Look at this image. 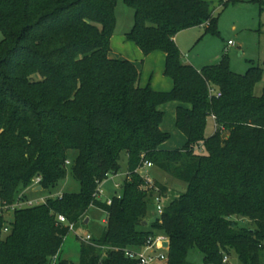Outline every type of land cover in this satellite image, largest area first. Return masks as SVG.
I'll return each mask as SVG.
<instances>
[{"label":"trees","instance_id":"obj_1","mask_svg":"<svg viewBox=\"0 0 264 264\" xmlns=\"http://www.w3.org/2000/svg\"><path fill=\"white\" fill-rule=\"evenodd\" d=\"M125 1L135 17L126 39L145 57L165 54L172 89L141 86L135 62L110 57L118 0H0V204L31 198L36 177L42 190L68 176L81 184L14 210L11 221L0 214V264H53L55 257L74 264L62 247L69 224L91 206L106 212V227L101 238L81 242L80 264H139L125 250L141 249L158 232L170 241L166 264H195L192 249L203 264H224L232 252L241 264H264V87L255 91L264 63L245 73L233 71L226 55L200 69L184 63L179 32L206 26L217 33L206 0ZM210 85L221 96H211ZM174 101L186 142L164 149L170 134L159 107ZM212 116L217 128L206 137ZM124 153L127 178L108 204L94 194L121 170ZM145 161L187 184L149 230L142 222L152 197L138 172Z\"/></svg>","mask_w":264,"mask_h":264},{"label":"rangeland","instance_id":"obj_2","mask_svg":"<svg viewBox=\"0 0 264 264\" xmlns=\"http://www.w3.org/2000/svg\"><path fill=\"white\" fill-rule=\"evenodd\" d=\"M211 4L213 15L218 17L217 33L206 31V26H196L185 29L177 34V43L183 53V61L202 68L208 64H216L222 60L224 55L229 59L230 67L237 73H245L250 67L262 66L264 63V0H206ZM116 27L112 37V55L116 58L128 59L142 69V82L144 86L152 88L168 89L170 83L173 88V81L164 74L165 60L161 52H154L149 56H143L141 50L131 41L126 39V33L131 30L134 24V10L125 0H118L116 9ZM1 36V34H0ZM229 40L233 45H228ZM227 50V51H226ZM264 87V76L262 81L256 85V93L261 94ZM170 88V89H171ZM164 91V90H163ZM176 102H169L161 105L164 111L163 128L170 134L166 142L167 149L181 148L185 142V135L176 126L175 109ZM215 124L208 119L205 131L206 137L215 131ZM228 132H222L227 136ZM202 151H205L203 148ZM147 171L155 181L166 183L169 187L168 199L178 196L185 191L187 184L166 174L157 166L148 168ZM127 176V155L124 153L121 158V170L112 174L102 183L104 193L103 200L114 195L121 194L122 184ZM81 184L73 177L61 182L58 187L51 190L30 192L31 198H49L55 193L78 192ZM14 212L6 213L7 221L13 220ZM155 203L151 200L148 203L147 225L145 229H151L152 223L159 218ZM90 222L85 224V219ZM241 226H247L251 222L248 219L234 217ZM107 214L102 209L91 206L85 217L75 224V228L65 237L61 257L70 260L74 264H80L82 236L91 234L94 239L101 238L106 227ZM158 235H164L161 232ZM165 236V235H164ZM169 241V239H166ZM168 249L167 247H164ZM224 264H241L237 254H229ZM188 260L195 264H203V256L197 249L189 252ZM154 264H166L164 261H157Z\"/></svg>","mask_w":264,"mask_h":264},{"label":"built area","instance_id":"obj_3","mask_svg":"<svg viewBox=\"0 0 264 264\" xmlns=\"http://www.w3.org/2000/svg\"><path fill=\"white\" fill-rule=\"evenodd\" d=\"M228 45H233V41L229 40ZM227 51V50H226ZM210 90V95L213 96L214 94L219 97L221 96V92L214 86L209 87ZM212 119L214 120L215 123V129L217 128V123H216V118L215 116H212ZM69 164L70 162L67 161ZM153 163L149 161H145L139 168L138 172L141 173L142 177L145 180V185L144 189L149 190L150 195L152 197V200L155 203L156 211L160 215V217L164 213V209L166 206V201L168 199V193H163L161 188L156 184V181L151 177L149 172L147 171L148 168L153 167ZM109 178V177H108ZM41 177H36L32 181V185L28 188V190L31 191H36L37 187L41 186ZM102 183L100 184L99 188L97 189L96 193L94 196L98 199H102L101 196L103 195L104 191L101 188ZM119 195V194H117ZM63 193H55L53 195H50L49 197H62ZM47 198L45 199V201ZM43 198H29L25 201L22 200H17V202L13 204H7V203H2L0 204V214H3L6 217V213L20 209V208H25V207H31L34 205L41 204L43 202ZM104 201H106L108 204L112 203V197L107 198ZM58 220L61 223L64 224H69L66 217L62 214L58 216ZM70 229L73 230L75 228V224H69ZM8 232V228H4V233ZM82 241L86 242H91L93 240V237L91 234H87L85 236H82ZM166 239H168L164 235H157L154 238H150L148 243L143 246L141 249L134 250V249H126L125 250V255L129 258L136 259L139 261V264H154L157 261H164L167 262V252H165L166 248H164V243L166 242ZM57 257H55V260L53 264H55ZM228 257L226 256L224 258V262H227Z\"/></svg>","mask_w":264,"mask_h":264},{"label":"crops","instance_id":"obj_4","mask_svg":"<svg viewBox=\"0 0 264 264\" xmlns=\"http://www.w3.org/2000/svg\"><path fill=\"white\" fill-rule=\"evenodd\" d=\"M176 37H177V35H176ZM175 37V40H176V43H177V38ZM178 44V43H177ZM179 46V45H178ZM180 48V47H179ZM181 50V49H180ZM112 52V51H111ZM162 53V52H161ZM163 54V57H164V60H165V54L164 53H162ZM112 55V53H110V57H112V58H116V57H113V56H111ZM149 56V55H148ZM147 57V56H146ZM117 59H122V58H117ZM185 63V62H184ZM186 64H189V63H186ZM137 65V64H136ZM192 65V64H191ZM194 66V65H193ZM139 68V67H138ZM198 68V67H197ZM140 70H141V73H142V69L141 68H139ZM198 69H200V68H198ZM140 85L141 86H144L143 85V82H142V75H141V79H140ZM172 87V84L170 83V86H169V88L167 89H158V88H154L155 90H158V91H168V90H170V88ZM172 89V88H171ZM175 102V101H174ZM177 103V105H176V109H177V107L179 106V104L180 103H178V102H176ZM160 109H161V106L159 107ZM176 109H175V117H176ZM162 110V109H161ZM210 119H212V118H210ZM212 121L214 122V120L212 119ZM215 124V123H214ZM162 129L164 130V131H166L164 128H163V124H162ZM167 132V131H166ZM215 132V131H214ZM162 147L164 148V149H167V147H166V142L162 145ZM126 178H127V176H126ZM38 191H42L41 189H39V187H37V189H36V191H33V192H38ZM27 193H30L31 192V190H27L26 191ZM89 222H90V219H89ZM88 222V223H89ZM165 252H167V250L165 251Z\"/></svg>","mask_w":264,"mask_h":264},{"label":"water","instance_id":"obj_5","mask_svg":"<svg viewBox=\"0 0 264 264\" xmlns=\"http://www.w3.org/2000/svg\"><path fill=\"white\" fill-rule=\"evenodd\" d=\"M39 189H41L42 190V186H39ZM88 222H89V218H86L85 219V224H88ZM147 220H144L143 222H142V224L143 225H147ZM164 247H167L168 249H169V247H170V241H166L165 243H164Z\"/></svg>","mask_w":264,"mask_h":264}]
</instances>
